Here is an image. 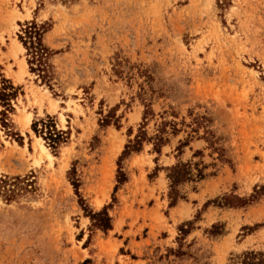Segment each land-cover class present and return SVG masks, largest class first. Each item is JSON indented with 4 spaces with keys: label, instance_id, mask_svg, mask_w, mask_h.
Wrapping results in <instances>:
<instances>
[{
    "label": "rangeland",
    "instance_id": "1",
    "mask_svg": "<svg viewBox=\"0 0 264 264\" xmlns=\"http://www.w3.org/2000/svg\"><path fill=\"white\" fill-rule=\"evenodd\" d=\"M32 21L45 77L20 39ZM4 83L17 96L6 116L0 101V264H232L264 251V193L241 201L264 186V0H0ZM49 118L64 132L56 148ZM141 129V150L122 156ZM105 208L108 229L92 218Z\"/></svg>",
    "mask_w": 264,
    "mask_h": 264
},
{
    "label": "trees",
    "instance_id": "2",
    "mask_svg": "<svg viewBox=\"0 0 264 264\" xmlns=\"http://www.w3.org/2000/svg\"><path fill=\"white\" fill-rule=\"evenodd\" d=\"M62 2H72L75 0H61ZM45 32L44 26H41L37 24L35 21L28 22L25 27L23 28V35L20 36V39L24 43L25 47L28 50V54L30 55L31 59H29V63L33 65L36 63V70L42 73L45 76H48V71L51 67L49 64V49L43 44V34ZM33 70V67H32ZM13 86H9V84L4 83L2 88L0 89V101L2 104L6 107V111L2 112L3 116H6L8 110L13 109L11 105V99L15 98L17 95L15 92H10ZM146 114L148 112H145L144 119H147ZM3 123H6L4 119H2ZM105 124H108V119L106 118L104 120ZM41 129L45 133V139L49 140V143L53 148H56V146L59 144V142H62V139L64 138V132L58 131L56 128L55 123L53 122V119L49 118L47 121H41ZM39 123L34 122L33 123V129L37 131ZM146 135L145 131L141 129V132L139 135L136 136L134 142H130L125 146V150L123 151L122 156H127L131 152H139L141 150V143L142 139ZM156 140V147H159L162 144V141L164 140L163 137V129L159 130V132L155 135ZM170 179L172 180V191L170 193L171 206L174 205L177 201V198L175 199L174 194L176 193V190L174 189V186L180 181L181 178L187 177L188 172L185 169V166L183 164L181 165H175L170 169ZM200 177L203 175L202 173L199 174ZM125 176H120L118 181L122 182L124 180ZM6 182V181H3ZM75 187L77 188V185L75 184ZM264 193V186L259 189H255L254 193L249 198H244L241 201L248 203L251 201H254L258 199V197ZM92 218L95 220H98L97 225L101 226L105 229L110 228V217L106 211V208L103 209L101 212L95 213L92 215ZM232 264H264V251H247L241 254L240 256H237L236 258L232 259Z\"/></svg>",
    "mask_w": 264,
    "mask_h": 264
},
{
    "label": "bare ground",
    "instance_id": "3",
    "mask_svg": "<svg viewBox=\"0 0 264 264\" xmlns=\"http://www.w3.org/2000/svg\"><path fill=\"white\" fill-rule=\"evenodd\" d=\"M18 49H19V50H22V49H23V47H22V45H21L20 43L18 44ZM29 122H30V120H29V117H28V123H29ZM28 123H27V124H28ZM27 124H26V125H27ZM40 145H41L42 150H46V146H43L42 144H40ZM46 151H47V150H46Z\"/></svg>",
    "mask_w": 264,
    "mask_h": 264
}]
</instances>
